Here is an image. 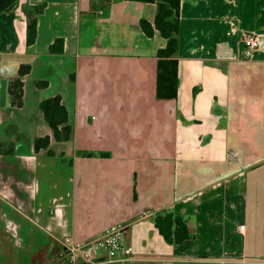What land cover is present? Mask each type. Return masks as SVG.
<instances>
[{
	"label": "crops",
	"instance_id": "1",
	"mask_svg": "<svg viewBox=\"0 0 264 264\" xmlns=\"http://www.w3.org/2000/svg\"><path fill=\"white\" fill-rule=\"evenodd\" d=\"M42 6L27 44V12ZM158 5L17 0L0 12V264H69L63 240L126 228L128 264H264V0H181L178 93H156ZM259 46L243 56L244 37ZM57 38L63 53L49 48ZM23 104L10 82L21 65ZM37 80H47L39 88ZM60 95L58 142L40 102ZM50 135L53 154L34 151ZM186 219L170 244L157 212ZM244 226V229H240ZM76 264H83L78 261ZM95 264H115L104 252Z\"/></svg>",
	"mask_w": 264,
	"mask_h": 264
},
{
	"label": "trees",
	"instance_id": "2",
	"mask_svg": "<svg viewBox=\"0 0 264 264\" xmlns=\"http://www.w3.org/2000/svg\"><path fill=\"white\" fill-rule=\"evenodd\" d=\"M142 2H154L158 5L154 27L147 20L142 19L140 24L148 35L154 34V28L167 40L166 46L157 52V83L156 93L160 99L176 98L178 93V50L180 29L181 0H135ZM17 0H0V12L12 10ZM42 11V6H32L27 12V44L31 45L37 38V16ZM64 41L57 38L49 50L53 54L63 53ZM31 70L30 65L23 64L18 70V75L9 85V93L13 106L20 107L23 104L24 82L23 79ZM39 88L48 86L47 80H37ZM40 110L44 120L52 130L53 138L58 142L68 141L73 132V126L69 121L68 110L60 95L46 98L40 102ZM34 151L45 152L52 155L51 136L45 135L34 140ZM1 151V150H0ZM155 224L166 242L181 244L191 238L186 219L172 212L161 211L155 216Z\"/></svg>",
	"mask_w": 264,
	"mask_h": 264
},
{
	"label": "built area",
	"instance_id": "3",
	"mask_svg": "<svg viewBox=\"0 0 264 264\" xmlns=\"http://www.w3.org/2000/svg\"><path fill=\"white\" fill-rule=\"evenodd\" d=\"M258 46V37L255 34H247L244 37L243 56L251 58ZM240 229H244V226H240ZM126 231L125 226L118 223L109 226L92 240L78 242L72 238H65L63 243L69 264H76L78 261L83 264H95L101 252L115 264H128L132 260V248L124 243Z\"/></svg>",
	"mask_w": 264,
	"mask_h": 264
}]
</instances>
